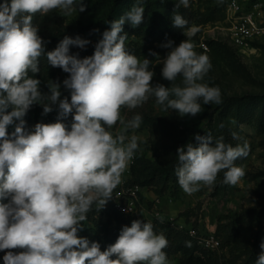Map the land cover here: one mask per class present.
<instances>
[{"label": "clouds", "instance_id": "9594fccd", "mask_svg": "<svg viewBox=\"0 0 264 264\" xmlns=\"http://www.w3.org/2000/svg\"><path fill=\"white\" fill-rule=\"evenodd\" d=\"M76 5L77 0L0 4V251L5 252L4 264H167L168 240L154 232L151 222L133 220L104 251L99 243L78 236V231L93 204L98 212L112 199L138 150L137 137L125 143V133L138 129L142 117L137 114L125 120L121 109H135L154 96L164 111L176 110L183 117L201 113V100L204 105L221 103L220 89L201 83L211 62L195 51L191 38L199 28L188 27V21L174 10L173 27L183 29L186 39L178 46L171 40L161 45L170 49L161 72L171 86H153L152 60L126 51L127 34L121 35L126 22L133 28L143 22L145 9L138 5L109 22L91 56L70 54L71 46L84 49L90 43L78 35L65 36L46 52L47 42L38 35L34 16L56 9L69 16ZM181 5L187 8L189 0H178L176 9ZM85 9L84 0H79V12ZM42 56L69 74L62 83L70 100L61 99L59 82L48 81V94L40 91L41 81L35 74ZM178 76L183 86L174 83ZM34 104L42 106L44 115L57 105L58 116L56 122L37 123L29 132L23 118ZM70 115L69 126L64 120ZM14 120L19 123L10 138L7 128ZM118 122L121 128L113 135L109 129ZM232 136L238 139L236 133ZM195 140L198 146L189 142L177 149L175 172L182 190L191 195L201 185L211 188L221 171L224 184L237 185L245 171L235 161L249 155L248 143L234 147L223 137L213 142L210 135L198 134ZM260 247L264 250V243ZM17 248L24 251H12ZM256 264H264V251Z\"/></svg>", "mask_w": 264, "mask_h": 264}, {"label": "rangeland", "instance_id": "374dc122", "mask_svg": "<svg viewBox=\"0 0 264 264\" xmlns=\"http://www.w3.org/2000/svg\"><path fill=\"white\" fill-rule=\"evenodd\" d=\"M157 2V9L161 15H168L173 26V13L174 10L181 14L188 22H191V26H196L199 31L194 37L192 42L195 45V51L198 54H204L209 57L211 62V69L204 77L201 83H206L211 87H218L221 92V103H210L208 105L201 106L202 111L196 116L190 114L181 117L176 110L164 111L161 106L156 105V98L150 96L147 102L142 106L129 110L126 107L121 109V115L125 120H130L134 115L139 114L142 117V123L138 129H129L125 135L127 137L125 143L135 135L138 142V150L135 152L139 156L140 163L145 161H153L161 154V146L164 143L181 142L184 143L187 140L195 138V135H201L203 131L209 129V125L212 120L218 117H222L225 113L226 107L237 105L236 100L245 98L248 100L249 107L242 113V119L236 120L235 118H227L229 121L230 133H236L238 139L233 138L234 147L236 145H243L248 143L250 151L246 158H240L235 161L236 166L243 167L245 171L244 177L235 186L227 185L225 190L221 191L218 185H221L222 171L218 174L214 186L211 188L201 185L200 190L189 195L186 194L181 187L173 189L170 194L163 196L164 201L174 207L179 217L185 219L186 222H190L191 226L201 234H208L210 229L212 232L217 231L221 219L223 223L233 221V225L236 228L241 229L239 242L243 249H250L254 243L258 230L262 229L260 235H264V220H257L256 215L259 211H264V118L263 105H264V38L255 42L257 45H253V49H246L245 51L239 50L230 44L228 37L226 36L223 28L226 26V22H217L207 25L199 24V13H203L207 8L213 6H219L228 9V3L231 0H189V6L187 8L182 5L176 9V3L178 0H154ZM264 3V0H257ZM78 2L76 5V11L69 16L62 15L59 9L54 10L57 15V20L63 23L64 27L71 32V30H78L82 27L95 23L100 19H106L109 16L111 4L103 0H84L86 9L84 12H79ZM134 3V4H133ZM135 3H139L138 0H130L124 3L120 9H118L117 17L115 20L124 16L131 10ZM256 3L254 0H242L243 8L247 10L249 7ZM144 5V4H143ZM146 7V5L144 6ZM226 20V19H225ZM127 23V22H126ZM129 23H127L128 25ZM71 29V30H69ZM135 28L123 29L121 35L127 34L125 41L126 45L136 46L138 52H134L139 59L148 58L152 60L150 70L154 72L151 84L153 86L157 84H163L166 87L171 86V82L162 77V60L166 57L170 49L161 47L162 42H155L153 48L150 45L144 32L136 31ZM183 29H177L169 32V36H179V38L172 40L173 46H178L179 43L186 39L183 35ZM87 40H89L87 38ZM209 40H216L226 44L221 48L219 52L213 53L212 51H206L201 48V43ZM96 41H90L86 47L92 45L95 46ZM83 49H79L81 52ZM150 52L158 53L159 56L153 57ZM69 74L63 72L60 68L56 69L55 82H59L61 87V98L65 91H68L63 86V80L68 77ZM38 79V78H37ZM41 81L40 91L44 94L47 92V88L44 82V76L39 79ZM176 85H182V78L178 76L174 82ZM70 93V92H69ZM47 102V101H45ZM241 101H239V104ZM53 110L58 108L57 105H52ZM232 112L234 115V110ZM53 112V111H52ZM51 112V113H52ZM43 108L40 104H34L27 111L25 117V130L32 131L37 123H54L57 118L48 120L46 115L42 114ZM72 122L71 115L68 116L64 123L70 126ZM19 121H15L12 125H9L7 132L15 130L16 124ZM121 128L119 122L109 129L115 135ZM217 139H213L215 142ZM136 175L123 173L122 182L113 191H117L129 181L138 179L142 176L141 168H139ZM153 195L155 192L146 188L142 191L141 197L143 199V206L138 210V216L144 218L147 213H151L153 216L152 208L154 200H151L148 196ZM154 197V196H153ZM96 204L92 205V210H96ZM105 210L98 212V216L102 223L110 225L111 227H123L119 224L112 208L106 204ZM162 211V209H161ZM165 208L162 211L164 215L175 218L170 213H165ZM148 214V215H149ZM240 217L244 218V221L237 223ZM225 218H228L226 220ZM100 232V229H96ZM82 233V232H81ZM94 234V232H92ZM261 235V238L263 236ZM204 252H202V256ZM208 253V252H207ZM4 251H0V264H4L3 256ZM213 257V260L208 261L205 264H233V260H236L238 253L231 256L228 249L220 248L218 251L208 253ZM180 256H173L167 260V264H180ZM237 261V264L241 263Z\"/></svg>", "mask_w": 264, "mask_h": 264}, {"label": "trees", "instance_id": "16d2710c", "mask_svg": "<svg viewBox=\"0 0 264 264\" xmlns=\"http://www.w3.org/2000/svg\"><path fill=\"white\" fill-rule=\"evenodd\" d=\"M105 2H109L111 4V9L109 11V16L106 19H100L95 23H90L89 25L82 27L78 30H71V32H67L63 23L57 20V15L54 10L50 11L46 15L37 13L33 18V25L39 28L38 35L47 43L45 44V51L54 50L59 42L65 37L75 38L77 35L82 39H89V41L98 42L102 39V34L104 31L110 28L109 22L114 21L115 17H117L118 9L130 0H103ZM136 1V0H135ZM140 4L135 3V5L142 6L145 9L143 22L136 27L134 30L141 31L145 33L147 36L148 43L151 44L150 48H153V44L157 41L162 43H167L169 40H174L180 37L170 35L169 32L174 30L172 26V22L168 15H161L157 9V2L154 0H138ZM258 2L254 0V2ZM5 0H0V4H3ZM7 2L11 3V0H7ZM134 4V3H133ZM144 4V5H143ZM146 5V7H144ZM134 6V5H133ZM227 18V8L213 6L206 9L205 12L199 13L198 19L199 24L207 25L211 23L223 22ZM191 22H188V27L191 26ZM130 24L127 25L125 23L123 25V29L131 28ZM98 30V31H97ZM209 46L210 51L213 53L219 52L221 48L225 47L226 44L223 42H219L216 40L206 41ZM253 45H257L254 43ZM94 45L90 47H85L81 52H79L80 48L75 46L70 47V54H79L80 58H84L86 56H91L94 53ZM125 49L130 54H134V52H138V48L136 46L130 47V45L125 44ZM40 71L35 74V78H42L44 76V82L47 88L46 94L49 92L48 81H54L56 75V69L47 63L46 57H41L39 62ZM33 75L32 73H29ZM64 97H68L70 100V93L65 91L62 95ZM239 101L241 103L239 104ZM201 106H204L202 100L200 101ZM234 108L232 105L226 107L225 113L222 117L215 118L211 121L209 125V129L202 132L200 136L210 135L213 139H219L223 137L224 142L231 144L234 146L233 136L230 133L229 121L227 118H235L236 120L242 119V113L247 110L249 107L248 100L242 98L241 100H236ZM232 108L234 110V115L231 113ZM263 118H264V105H263ZM11 111V109H9ZM58 116V108H55L53 112L47 116L48 120L55 119ZM44 123V122H43ZM223 125V127H221ZM15 131V130H14ZM8 132L9 137L11 138V134L14 132ZM191 142L194 146H198V142L195 138L191 140H187L184 143L181 142H172V143H164L161 146V154L158 158L153 161H145L144 163H140L139 156L137 155L136 162L132 167V174L136 175L137 171L139 172V168H141L142 176L138 177V179L131 180L127 183V185H135L138 184L143 188L152 189L156 195L158 196H166V194H170V191L173 189L179 190L178 178L175 172L178 158H177V149L183 147L187 143ZM224 172L222 171L221 175V185H218V188L221 191H224L227 186L223 183ZM179 186V187H178ZM7 203V200L2 201ZM111 208L110 200L107 203ZM97 207V206H96ZM95 207V208H96ZM105 209H101L98 212H101ZM113 214L118 218L119 224L124 226H131L133 220H141L142 222H151L153 224V229L156 234L163 233V235L168 240V246L164 249L166 253L167 260L171 259L173 256H180V264H205L210 260H213V257L208 255V253H212L215 251H206L202 249L198 243V237L191 236L187 229H182L175 223H170L163 221L157 217H153L152 220L143 219L138 216V214L123 216L119 214L112 208ZM98 212L96 210H91L87 213V220L83 222L84 226L82 230L78 231V236L87 238L88 241L97 242L100 245L101 251L106 250L110 245L114 244L119 237V234L124 227H111L105 223L100 221L101 219L97 215ZM228 220V218H225ZM257 220H264V211L257 212L256 215ZM244 221L243 217H240L237 223ZM233 221L223 223L221 219L220 225L216 231V235L221 240V247L228 249L231 256L236 255V260L232 261L233 264H237V261L240 264H256L258 260L259 254L264 251L261 249V243H264V235L261 238L260 233H262V229L258 230V235L252 244L250 249H243L240 246L239 236L241 229L234 227ZM100 229V232H97L96 229ZM193 228L197 231L198 236H204L206 234H201L196 227ZM82 232V233H81ZM94 232V234L92 233ZM16 253L24 251V249H14L12 250ZM202 252L204 257L202 256ZM208 252V253H207ZM115 259V256L112 257Z\"/></svg>", "mask_w": 264, "mask_h": 264}, {"label": "built area", "instance_id": "2783aa9c", "mask_svg": "<svg viewBox=\"0 0 264 264\" xmlns=\"http://www.w3.org/2000/svg\"><path fill=\"white\" fill-rule=\"evenodd\" d=\"M226 26L223 28L230 44L242 51L253 49V44L264 38V3L258 1L249 7L247 10L243 8L242 0H231L228 3L227 18L224 21ZM203 50L209 51V46L206 42L201 43ZM137 158V153L130 161L125 173L131 174ZM146 189L142 186L124 185L114 193L110 203L112 208L119 214L127 217L138 214V210L143 206L142 191ZM162 199L156 197L153 205V215L163 221L175 223L182 229H186L184 225L178 224L177 219L169 217L162 213L160 205ZM191 236L198 237L200 247L206 251H218L221 247V240L215 232H209L204 236H198L194 228L187 229Z\"/></svg>", "mask_w": 264, "mask_h": 264}, {"label": "crops", "instance_id": "0c3cea01", "mask_svg": "<svg viewBox=\"0 0 264 264\" xmlns=\"http://www.w3.org/2000/svg\"><path fill=\"white\" fill-rule=\"evenodd\" d=\"M144 196H148L151 200H155L156 199V197H158V195H156V194H153V195H144ZM154 196V197H153ZM161 197V199H162V202H161V205H160V208L162 209V211L164 210V208H165V213H170V214H172V215H174L175 216V218L177 219V223L178 224H181V225H184L185 226V228L186 229H190V228H193V226H191V223L189 222H186V220L185 219H183V218H181V216L179 217L178 215L176 216V214H177V210L175 211V209H174V207H172V206H169L165 201H164V198H162V196H160ZM142 201H143V199H142ZM142 204H143V202H142ZM152 212H153V208H152ZM143 214H146V216L144 215V218H146V219H149V220H152L153 219V217H154V215L152 216V214L150 213H147L146 211H145V213H143ZM149 214V215H148ZM212 230L214 231V227H213V229H210V232H212Z\"/></svg>", "mask_w": 264, "mask_h": 264}]
</instances>
